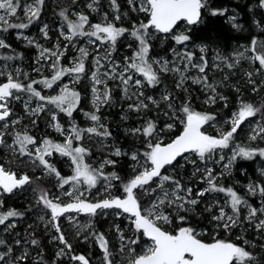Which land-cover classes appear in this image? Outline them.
I'll list each match as a JSON object with an SVG mask.
<instances>
[{
    "label": "snow or ice",
    "instance_id": "6c2138e0",
    "mask_svg": "<svg viewBox=\"0 0 264 264\" xmlns=\"http://www.w3.org/2000/svg\"><path fill=\"white\" fill-rule=\"evenodd\" d=\"M126 3L129 11L122 10L118 0H107L104 11L102 0H71L56 13L60 24L51 47L17 31L16 39L37 49L32 72L38 78L15 64L23 53L0 35V264H91L89 257L74 251L61 217L77 227V238L99 247L102 264H264V166L255 176L239 168L247 180L243 193L237 189L239 181L224 183L238 161L264 160V147L235 143L246 123L248 141L264 143V102L257 105L243 91L250 86L257 94L264 88V0H236L227 6L222 0ZM44 5L45 0H0V34L30 28L41 19ZM129 12L142 18L125 26ZM210 19L228 26L235 47L218 36L198 35ZM39 31L51 39L47 23ZM243 33L248 35H238ZM154 42L162 48L168 44L170 58H154ZM121 46L131 54L117 59L114 53ZM72 49L76 55L69 59ZM45 67L50 75H44ZM213 72L220 78L210 76ZM169 74L174 88H165L158 97L149 94ZM234 76L239 80L230 84ZM65 77L71 78L69 83H63ZM82 79L91 85L87 110L75 87ZM190 85L198 86L205 106L222 103L229 108L234 103L223 121L226 130L213 123L217 114L194 107ZM228 87L235 93L234 102L222 91ZM117 106L121 122H138L125 127L124 135L140 139V148L130 145L125 150L113 137L104 112ZM74 113H81L87 126L78 123ZM41 122L56 135H37ZM206 125L217 134H208ZM94 146L102 156L96 165L88 162ZM56 156L70 161L71 175H62ZM122 157L133 162L126 178L116 170ZM188 166L186 182L183 170ZM42 176L56 181L53 187L59 194L36 184ZM92 189H97L96 199L88 198ZM20 192L34 194L38 210L44 212L39 219L45 232H54L50 239L57 250L51 257L31 224L23 233L17 231L26 212L5 209L4 197ZM81 215L90 218L87 224L79 223ZM97 216L127 221V232L112 225L119 240L117 253L106 235L95 230L91 218ZM250 230L252 239L247 237Z\"/></svg>",
    "mask_w": 264,
    "mask_h": 264
},
{
    "label": "rangeland",
    "instance_id": "374dc122",
    "mask_svg": "<svg viewBox=\"0 0 264 264\" xmlns=\"http://www.w3.org/2000/svg\"><path fill=\"white\" fill-rule=\"evenodd\" d=\"M46 1H48V0H45V2ZM28 2H30V0H28ZM70 2H71V0H59V4L62 6V8L68 7L70 5ZM118 2L121 4L122 10L129 11L127 3H126V0H118ZM102 4L104 6V11H108L107 0H102ZM60 9H58V11ZM19 15L23 19V13L20 12ZM49 17H51V16L49 15ZM110 17H111V13H110ZM138 18H142V14H140L138 16L135 13L129 12V20H125V21H123V23H124L125 26H129L130 22H134ZM92 20H93V22H98L99 17L93 15ZM54 21L56 22V24L52 25V24H50V21H49L48 18L41 17V19L39 21L35 22L28 29H24V30H15L14 29V36L16 38L17 31H23L24 35L29 36L31 38H34L38 43H40L44 47H51L52 44L55 43L56 39H57V35H58L57 29H58L59 24H60L59 17L55 16ZM13 22H21V21L14 19ZM24 22H26V20H24ZM45 23H47L49 25L50 29H51V31L49 32V36L51 37L50 40L44 39L42 34L39 31L40 27H42L43 24H45ZM19 41L21 42V44L23 46L32 47L33 48L32 62L31 63H26L23 60H17L15 62V64L18 65L23 71L31 73L33 78H38L37 74L32 72V68L35 66L34 60H35V57L37 55V49L35 47H33V46H29L25 40L21 39ZM154 43H155V49L151 53V55L154 58L169 56V54L166 52L168 44H165L164 47L162 48L160 46L159 42H154ZM240 43L243 44V43H246V41H242ZM235 46H236V44L233 45L232 47H235ZM101 54H103L102 51H101ZM130 54H131V49H128L127 47L121 46L119 48V51L117 53H114V56L117 59H122L125 55H130ZM74 55H76V52H75V49H72L69 52V54H68V58L70 59ZM169 58H170V56H169ZM65 63H67V60H65ZM245 67H247L246 64H245ZM44 75H50V71H49V69L47 67L44 68ZM210 76H214L216 79L220 78L219 74L214 73V72L210 73ZM70 79H71L70 77H65L63 83H69ZM257 79H259V78H257ZM162 80H163V84L160 87H158L157 89H155L153 91H150L149 94H153V95H156L158 97L159 94L162 91L165 90V88H167L168 90H172L171 87L172 86L174 87L173 77L170 74L169 75H164L162 77ZM238 80H239V76H234V77H232V79L230 81V84H235V83L238 82ZM239 82L241 83V85H243V81H239ZM75 87L80 92H81V90H83V94L81 93V96L84 97L83 106L85 107V110H87L88 108H90L89 101L91 99V94H90L91 85H90V82L87 79H82V81L79 84H76ZM190 88H191V91H192L193 100L195 98L194 97L195 95H197V97H198L197 98L198 100H196V98L194 100L195 101L194 107L197 110H206V111H209V112L217 114V121H215L213 123H215L217 125V127H222V128H224L226 130L228 126L225 125L223 123V121L225 119H227V117L231 114V112H232V110L234 108V103H233V105L230 104L229 111L225 110L226 108H223L222 103H219V104L214 105V106H205L202 103L203 94L199 91L198 86L190 85ZM222 91H224V93L229 96L231 101H233V102L235 101V93L232 91L231 87L222 89ZM243 91H244L245 98L250 100V101H252V102H255L257 105H259L261 102H264V88H262L260 90V92L257 93V94H254V93L251 92L250 86H244L243 87ZM45 92L47 94H55V93L52 92V90H45ZM115 95L117 97H119L120 92H119L118 89L115 90ZM183 97H184V94L181 93V99H183ZM17 108H18L17 112L19 114L23 115L22 108L19 105H17ZM104 115L107 117V123L109 124V127H110L111 131L113 132V137L119 141L120 146H122L125 150H128L130 145L133 146V150L136 149V148H140L141 147V140L140 139L133 138V137H125V135H124V128L125 127L136 125L138 123L135 119H132V120H129V121H126V122H121L120 121L121 109H120L119 106L113 107L111 109H106L105 112H104ZM148 115L149 116H154L155 112H149ZM76 116L79 118L78 119L79 121L77 120L78 123H80L82 126H87V123L84 121V118H83L81 113H77ZM61 118L66 120V117H63V114H61ZM24 122L27 123V119H25ZM162 122L163 121H161V123ZM205 128H206L208 134H211V135H216L217 134L216 128L210 127L208 125H206ZM248 131H249V128H248V125L246 123L245 125L242 126V130H238L239 134H238V136L235 139V143L240 144L242 146L264 147V143H262V142H259V141L255 142V143L249 142L248 138H247ZM35 132H36L37 135H40V136H43L45 134V132H47L48 134L53 135V136L56 135V134L52 133L50 129H46V128H44L42 131H39L38 129H35ZM97 147L98 146H94L93 147L92 150H93L94 156L90 157L88 159V162L92 163L93 165H96L98 163V161L100 159H102L101 153L97 150ZM224 154L226 156L230 155V150H225ZM122 158H119V159H122ZM54 159H55V162H56V165H57L58 169L60 171L62 170L61 171L62 175L68 176V175L72 174L71 173V167H70V161H68L67 158H62V157L56 156ZM125 160L129 161V166H128V169L130 171L129 174H128V176H129L131 174L130 165L133 162L130 161L129 159H127V158H125ZM248 163H250L252 165V167H253V171H250V170L248 171V174L250 176L257 175L258 173L256 172V169H258L261 166H264V160H260L259 158H257L254 162H248ZM241 167L247 168L246 164H243L241 161H238L237 166H235L233 168L232 177H229L227 180L224 181V183H226V184H234L235 181H239L240 183H239V185H237V189H238V191L243 193V191H244L243 185L247 182V180H246L245 176H242L240 174L239 168H241ZM109 170H111V169H109ZM215 170L217 172L221 171L220 165H216L215 166ZM25 171H28V170L26 169ZM190 171H191V166H188L187 169L183 170V176H184V180L186 182L189 180V175L188 174L190 173ZM36 174L40 175L39 172H37ZM238 175H240L241 178ZM42 178H44V179L48 178L51 181L53 180L54 182H56L53 178L43 177V176H42ZM199 186L203 187L204 185H199ZM65 187L67 188L68 186H65ZM113 191L115 192L116 189H113ZM52 193L59 194L57 189L54 190ZM17 195H19V196L20 195H24V192H20ZM97 195H98L97 194V189H92L91 193L88 195V198L89 199H96ZM100 195L102 196V191H101ZM142 199H144L146 201L148 199V197H143ZM62 200L67 201V197H62ZM8 208H12V205L9 204ZM37 211H38L37 221L41 224V229L43 230V234L44 235H48L47 236V241H48V243H50L52 245V249H53V251L55 253V251L57 250V244L55 242H51V239H50L51 235H53L54 232H52V233H46L45 232L44 222L40 221V219H39V216L43 215L44 212L42 210H38V207H37ZM69 215H71V214H69ZM45 219H47V216H45ZM89 219H90L89 217L83 216V215L78 217V220H79L80 224H87ZM91 219H93L95 230H97L99 232H103L106 235V237L108 238V240L110 242V247H111L112 251L114 253H117L119 240H118V235L115 232V229L112 227V225L119 224L122 228H125V231L127 232V229H126L127 221H125L123 218L116 219V217H114V216H107V217H105V216H97V217L91 218ZM60 223H61V227H62V229H63V231L65 233L66 238L68 239V241L70 243L73 244V248H74V251L76 253H82L85 256L89 257L90 261H91V264H102V253H101L99 247L92 240L83 241L82 237L81 238H77V236H76L77 227H74L72 223H69V221L65 217H61ZM29 224H31L33 226L35 224V222L34 221H32V222L28 221V224H26V228H27V226ZM17 231H20L21 233L24 232V230H20L19 228H17ZM247 237L249 239L254 238L253 237V232L251 230L247 233ZM78 244H80V245H78ZM83 245H84V248H87L89 252H92V253L95 252V254L90 256L89 254H85V253L81 252L79 249H80V247H83ZM91 257H93L92 258L93 260H91ZM116 260L117 261L121 260V257L119 256V254L116 255ZM65 261H66L67 264H69V262L67 260H65Z\"/></svg>",
    "mask_w": 264,
    "mask_h": 264
},
{
    "label": "trees",
    "instance_id": "16d2710c",
    "mask_svg": "<svg viewBox=\"0 0 264 264\" xmlns=\"http://www.w3.org/2000/svg\"><path fill=\"white\" fill-rule=\"evenodd\" d=\"M57 2V3H56ZM236 0H222V3L227 6L229 3H235ZM241 2H245V0H241ZM62 8V6L59 4V0H48L45 2L41 17H46L49 19L50 24L55 25L56 22L54 21V18L56 15V13L58 12V9ZM49 15L51 17H49ZM241 15L243 16V13H241ZM58 17V16H57ZM228 26L226 24L223 23V21H215V20H209L207 25L205 26V31L203 33H198V35L201 36L202 39H208L210 37H219L221 42L226 43L230 48L236 44V41L234 39H232V33L229 32L228 30ZM1 35H3V37L6 39V41L8 43H10L13 47V49H15L16 52L18 53H23V61L26 63H31L32 62V52H33V48L32 47H26L23 46L21 44V42L19 40H17L14 36V29L10 30L8 33H2ZM241 36L246 37L248 34L247 33H243V34H238ZM242 41H246L245 39H241L239 42ZM247 42V41H246ZM3 51V50H0ZM172 89L174 88L173 86L171 87ZM81 93L83 94V90H81ZM196 94V93H195ZM194 94V95H195ZM196 98V100H198L197 95L194 96ZM194 98V100H195ZM82 101L84 102V97H82ZM233 105V104H232ZM18 110V108H17ZM229 111V108L225 109ZM77 113H74V116L76 117V119L78 120L79 118L76 116ZM79 121V120H78ZM45 128L44 123L41 122L40 127L37 128L39 131H42ZM243 164H246L247 170L249 171H253V167L250 163L248 162H242ZM129 161L125 160V158L120 159V164L117 166V169L120 173V175L122 177H128L129 174ZM27 168H25L24 170H26ZM28 170V169H27ZM62 171V170H61ZM29 174L32 175V173L29 171ZM240 178L241 176L238 175ZM56 182H54L53 180L51 181L48 178H41L40 180L36 181V184L40 185L43 188L46 189H50L51 192H53L54 190H56L55 187H53V185H55ZM5 200V209H7L9 207V204L12 205V208H16L20 211H24L26 212V216L23 220H19L18 221V227L20 230H25L26 229V224H28V221L32 222L34 221L35 224L33 225V230L35 231V234L37 236L38 239H40L41 243L43 244L44 248L46 249V253L49 257L54 255V251L52 249V245L50 243H48L47 241V236L48 235H44L43 234V230L41 229V224L37 221V217H38V211H37V205L35 204V197L34 194H32L31 192H24V195H15V196H5L4 197ZM31 205V210L29 211V206ZM22 224V225H21ZM204 225H202L203 227ZM80 245V244H78ZM80 247V246H79ZM87 248L80 247V251L85 253V254H89L94 255V253L89 252ZM93 257H91V260ZM63 264H67L66 261L63 262Z\"/></svg>",
    "mask_w": 264,
    "mask_h": 264
}]
</instances>
